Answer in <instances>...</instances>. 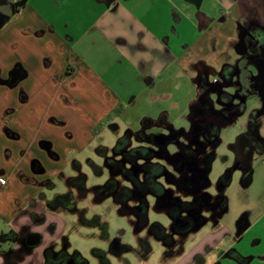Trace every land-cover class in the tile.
<instances>
[{
	"label": "crops",
	"instance_id": "obj_1",
	"mask_svg": "<svg viewBox=\"0 0 264 264\" xmlns=\"http://www.w3.org/2000/svg\"><path fill=\"white\" fill-rule=\"evenodd\" d=\"M258 2L0 0V264H44L43 250L55 241L40 230L51 207L38 199L49 184L39 181L61 171L59 161L79 152L102 122L138 98L171 99L173 88L185 81L198 100L200 77L217 83L238 59L242 23L256 16L264 21ZM17 68L21 79L9 82ZM161 108L132 133L175 128L172 111ZM43 142L51 144L55 158ZM37 160L47 169L40 176L33 166ZM254 226L249 222L233 244L234 229L217 225L190 249L172 254L170 263L199 264L204 258L202 264H235L221 255L234 248L249 258L247 264H264V215L258 239L243 243ZM29 234L39 236V244L24 250L20 240Z\"/></svg>",
	"mask_w": 264,
	"mask_h": 264
},
{
	"label": "rangeland",
	"instance_id": "obj_2",
	"mask_svg": "<svg viewBox=\"0 0 264 264\" xmlns=\"http://www.w3.org/2000/svg\"><path fill=\"white\" fill-rule=\"evenodd\" d=\"M215 86L218 87V85ZM190 89V85L184 81L181 83V89L173 88L174 97L171 99L152 101L148 96L143 99L138 98L133 106L111 114L105 122H102L101 130H97L95 137L86 142L79 152L72 150L66 159L59 161L62 170L49 176L51 183L44 189V196L40 195L41 199L39 197L38 199L51 202L56 195L71 193V202L76 210L65 208L52 210L46 207L49 220L39 224L40 230L43 228L42 233L55 241L54 245L47 247H51L56 252L65 250L70 256L79 255L86 264H103L104 262L107 264H171L172 254L176 255L183 247L185 250L190 249L198 237L206 231L213 230L217 225L234 229L243 215L247 216L248 222L255 225L254 230L248 234L249 241L245 239L243 243L251 244V237L258 239V231L256 232L258 219L264 215V152L253 154L248 160L247 164L251 168L250 181L244 182L245 171L238 165L234 144L247 128L248 118L245 115H234L230 117L231 120L233 119L231 122L230 119L222 121V115L217 114V124H220V120L224 123L219 128V135H216V139L213 138L216 142H207V150L200 159V166L208 169L210 180V185L204 189V192L211 195L212 203L219 194H223L226 197L227 209L218 206L215 208L201 206L200 210L193 214L195 218L206 220L199 229L184 234L175 232L174 219L169 214L170 197H164L161 201L155 194H146L148 225L143 228H139V219L134 213H122L123 204L117 202L113 194L104 195L101 200L97 199L94 188L105 186L111 178L119 182L120 190L123 187L133 189V185L124 175L121 172H114L107 161L109 159L123 160V153H116L114 148L118 140L127 133L131 137L128 149L144 145L143 140L137 136L139 132L132 133V130L139 128L143 117L157 118L163 110L159 107L165 106L167 110L172 111L169 119L176 130H181V127H186L188 130L191 128L194 123V120H191V114L197 110L196 101H198L197 106L200 102L194 100L197 99L196 94L193 88V90ZM231 89H234V86L228 87L227 91L233 93ZM208 97L214 103L211 106L210 102L208 111L212 112L214 108L219 109V96L215 89L209 91ZM256 99L255 95L248 98V105L255 103ZM190 100H194V105L188 108L187 103ZM173 101H176L180 107L172 108ZM157 131L170 133L167 129H156V126L148 133ZM259 134L264 139V114L260 118ZM180 138L182 143L187 142L184 136ZM168 149L174 152V144L169 143ZM152 161L158 160L154 158ZM75 162L79 164L78 168ZM131 166L124 161V167ZM167 170L173 174V177L176 176L170 168L167 167ZM186 171L187 174H191L190 170L186 169ZM81 173L85 174L84 184L87 189L84 197L79 194L76 185L68 183L69 178L77 177ZM157 179L174 198L182 202H192L197 197L189 190L182 178L180 182L172 181L164 174ZM137 204V199H130L128 202L130 207ZM187 215L188 213H184L183 217ZM154 224L161 225L165 233L173 238L172 246H167L156 232L151 230ZM116 238H120L121 243L129 247L119 255L111 250L112 242ZM95 250L102 254H97ZM166 260L169 261L164 262Z\"/></svg>",
	"mask_w": 264,
	"mask_h": 264
},
{
	"label": "flooded vegetation",
	"instance_id": "obj_3",
	"mask_svg": "<svg viewBox=\"0 0 264 264\" xmlns=\"http://www.w3.org/2000/svg\"><path fill=\"white\" fill-rule=\"evenodd\" d=\"M258 4H260V6H261V8L258 7V14H259L260 9L262 10L261 13L264 14L263 1L260 0V2H258ZM261 20H262L261 18L258 19V16H256L255 18L250 19L246 23H242L241 28H240L239 42L237 44V50H238L240 55H239L238 59L233 64L226 66L224 68V71L222 72L221 79H220V80H222V82H220V81L217 82V80H216L217 83L208 84L204 77H200L199 85L202 88V96L198 99L200 102V105L196 106L197 107L196 113L198 115L204 116L205 114H208L210 112V111H208L209 106H210V102L212 103V100L207 96L208 91L211 89H217L218 90V87L220 85H229L228 87L234 86V89H231L233 93H227L225 91H223V92L219 91V94H218V96H219L218 108L219 109H217V110H220V111L215 112L216 118L214 117L213 119H211L209 124L207 123L208 125L206 127H207V129L211 128L213 130L218 125L217 124V120H218L217 114L222 115L221 120L228 118V117L230 118L234 115H245L248 118L247 128L239 136L238 140L234 144V149H235V151L237 153V157H238V165L240 167H242V169L245 171L244 177H243L244 182H248L250 180L251 168L247 164L248 163V161H247L248 157L251 154L253 156V154H255V153L259 154V153L264 152V139L259 134L260 118L263 115V114H261V111L264 110V21L263 20L261 21ZM16 71H18V73H17L18 77H22L23 72H21V70H19L18 68L14 69L11 75L15 77L16 74H14V73H16ZM12 76H10L11 79H12ZM11 79H9L8 81L11 82ZM215 85H218V87ZM253 95L257 96V99H256L255 103H253L252 105L249 106L248 105V98H250ZM205 102H207V104ZM168 132H169V130H168ZM161 133H165V132L161 131ZM154 134L156 135L157 133H154ZM165 134H168V133H165ZM182 136H184V135L182 134L181 137ZM189 137L193 141L195 140L194 136L189 135ZM202 139L205 140V138H203V137H202ZM172 140L176 141L175 139H172ZM180 140H181V138L177 139V144L179 146L177 144H174V147H175L174 152H171L169 150L171 154H174L178 151H181V148H183L185 146L183 143H181ZM186 141H187V139H186ZM208 141L209 140H207V142ZM42 146L46 150V152L48 153L50 158L56 157V153L52 149V146L50 143L43 142ZM153 146L157 147L160 150H163L162 149L163 147L160 148V147L156 146L155 144ZM192 155H194V154H192ZM162 159H164V158H162ZM170 160L171 161L164 159V162L169 165L170 170L176 174V177L178 178V180H181V178L183 177V174L184 173L187 174L186 169L182 167V164L177 162L179 160L177 155L174 157H171ZM75 165L77 166V168L79 167V164L77 162H75ZM33 166H34V171L39 176L43 175L47 171L45 166L38 160L34 162ZM192 174L193 173H191L189 175H192ZM79 176L74 177V178H69L68 183L70 185H76L78 187L79 194L82 197H84L87 193V189L85 187L84 181H83V183H81V180L78 179ZM35 180L36 179H34V181ZM39 182H42V183L47 182L50 184L51 180H50V177H47L46 179L41 180ZM119 187H120V184L118 183L117 191H120ZM94 189L96 191V188H94ZM165 195L170 197L169 202H170L171 207L176 206L178 201H180L178 198H174L172 196V193L169 191H168V193H165ZM198 195H197L196 199H199ZM42 196H44V195H42ZM56 196H58V195H56ZM55 197L49 203L51 208L58 209L59 207H63L65 209L76 210V207L71 202V198H72L71 193L69 195L65 194V196L63 198H61L58 202H54ZM143 197H146V194L143 195ZM209 197H211V195ZM97 199H101V197L100 198L97 197ZM133 199H135V198L133 197ZM202 200H204V198ZM214 201L215 202L212 203L211 200L210 201L207 200L206 203L204 202L205 206L210 207V208H215L216 206L224 208V209L227 208L226 197L223 194H219ZM128 202H129V200L123 201L122 202L123 207L127 208L130 211L129 213L132 212L138 217L136 210L143 211L145 203L140 202L138 200V204L136 206L130 207L128 205ZM147 213H148V202L146 200V205H145L146 222L141 224V221L138 218L139 219L138 220L139 228H143L144 226L148 225V214ZM193 214L190 217L191 218L190 220H188L187 218L181 219V220L176 219V220H174V224L176 223L177 225H179V228L188 226L189 223L194 222V220L196 219ZM201 220H203V218H201ZM248 224H249V222H248L246 215H243L238 220V224H237L238 226L234 227L235 232H233V236L230 237V240H231V242H233V244H235L240 239V234L242 233V231L244 230L245 227H248ZM188 231H189V229L187 231H185L184 233H186ZM180 234H182V233H180ZM33 235H35V234H29V235L23 236L21 238L20 241L22 242V248L24 250L29 248L28 247L29 246L28 240H29L30 236H33ZM37 237L39 238V236H37ZM116 239H119L118 248L116 249L114 247L113 243L111 245V250L114 254L119 255V254H121L124 251L129 249V247H126V245H123L121 243L120 238H116ZM173 243H174V241L172 238V242L167 246H172ZM255 244H256V247H258V240L256 241ZM221 255L229 256L237 264H247L249 261L248 257L243 256L242 254H240V252L236 251L234 248H229L226 251L223 250L221 252ZM204 260H205L204 258H198L199 264L205 263ZM75 262H76L75 260L71 259V260H69L68 264H78L77 262L76 263ZM216 263L218 264V262H216Z\"/></svg>",
	"mask_w": 264,
	"mask_h": 264
},
{
	"label": "trees",
	"instance_id": "obj_4",
	"mask_svg": "<svg viewBox=\"0 0 264 264\" xmlns=\"http://www.w3.org/2000/svg\"><path fill=\"white\" fill-rule=\"evenodd\" d=\"M148 123L145 121V125ZM179 134L181 132L179 130L172 131V139H179ZM141 140H143L144 145L137 146L135 148L128 149L131 143L130 134H126L121 137L114 150L116 153H123V160H112L109 159L107 163L112 167L114 172H121L122 175L133 185V189L128 187H124L122 190L117 191L118 181L114 178H111L105 186L103 187H96L97 197L100 198L104 195H111L113 194L115 200L117 202H123L126 200L138 199L140 202L145 203L146 205V197L143 195L147 193L155 194L158 198L166 197L165 193L168 191L165 189L163 184L158 181V177L166 174L168 178L172 181H179L178 178L173 174H171L167 167L169 165L164 162L166 157L170 156V151L164 152V150H160L157 147H154V133H147L145 130L139 131L138 135ZM206 140V139H205ZM204 142L207 144V140ZM204 145L196 146V145H187L184 146L182 155L184 156H191L194 155H204L203 153ZM180 153V152H179ZM177 154L178 158H180L177 162L182 164V167L188 169L187 167V160L186 158L180 157L181 155ZM191 153V154H190ZM157 159L158 161L153 162V159ZM164 158V159H162ZM160 160V161H159ZM124 161L128 162L132 165L131 167H124ZM143 176V177H142ZM78 179L81 180V183L85 180V174H80ZM180 182V181H179ZM65 195H58L55 197L54 202H58L61 198ZM141 196V197H140ZM199 199H196L192 202H182L178 201L176 206L171 207L169 209L170 216L176 219H185L187 218L190 220L193 213L200 210L202 205H205L206 201L209 200V194L205 192L204 194H199ZM145 198V199H144ZM204 198V200H202ZM205 202V203H204ZM145 205L143 211H137L138 218L141 221V224L146 222V215H145ZM184 213H188L186 217H183ZM200 218H196L194 222L189 223L186 227L179 228V225L176 223L174 224V229L177 233H184L188 229H192L193 226L200 222ZM151 230H154L159 238L163 240L166 245H169L172 242V237L165 233L164 228L159 224H154ZM97 254H102L95 250ZM77 256V255H76ZM70 256L65 252V250H61L59 252L54 251L52 248H47L44 252V264H68L69 260H77L78 264H86L84 260L78 255ZM101 256V255H100ZM77 258V259H76ZM104 259V258H103ZM103 264H107L104 262Z\"/></svg>",
	"mask_w": 264,
	"mask_h": 264
},
{
	"label": "water",
	"instance_id": "obj_5",
	"mask_svg": "<svg viewBox=\"0 0 264 264\" xmlns=\"http://www.w3.org/2000/svg\"><path fill=\"white\" fill-rule=\"evenodd\" d=\"M18 71H16V76H12V79H11V82L13 81H18L21 79V77H18L17 75ZM212 84H215V82H212ZM14 85V84H13ZM229 85H220L218 87V91L217 89H215V91L219 94V91H225L227 93H230L228 92L227 90H223L224 88L227 89ZM213 90V89H211ZM210 91V90H209ZM208 91V93H209ZM214 105V103L212 102L211 103V106ZM213 109V107H211ZM217 109H213V111L209 112L208 114H205L204 116L203 115H198L196 112L191 114V120H194L193 122V125L191 126V128L189 130H185V129H181L179 130L181 132V134L184 135V137L187 139V142L186 143H183L185 146L187 145H196V146H202L204 145V152L203 153H206V150H207V144L204 142V140H202V137L205 138L206 140H209L210 143H215L216 142V135H219V128L221 126H223V123L222 121H220V124H218L213 130L211 128L207 129V125L209 124V122L211 121V119H213L215 117V112ZM261 114H264V110L261 111ZM216 118V117H215ZM202 119V120H201ZM225 119H230V121L232 122L233 119L231 120V118H225ZM199 123V124H198ZM208 123V124H207ZM168 130L170 131V133L168 134H165V133H157L155 136H154V144L160 148H162L164 150V152H169V149H168V144L169 143H172V144H177V140L174 141L172 140V131L173 130H176L172 125L171 126H168L167 127ZM189 135L191 136H194L195 137V140L193 141ZM212 136V137H210ZM179 137H181V135L179 134ZM218 137V136H217ZM215 138V139H213ZM180 139V138H179ZM215 140V141H214ZM182 143V142H181ZM178 145V144H177ZM212 145V144H211ZM179 146V145H178ZM184 148V147H183ZM183 148H181V151H178L174 154H171L170 156L166 157V159L168 161H171L170 158L171 157H174L176 156L179 152V155H181L180 157L183 156V158H186L187 160V167H188V170L191 171V173H193L192 175H189V174H183V182L186 184V186L189 188V190L194 193L196 196L198 194H204V189L206 187H208L210 185V180L208 178V169L207 168H202L200 166V159L201 155H191V156H184L182 155V151H183ZM252 157V154L248 157L247 160H249L250 158ZM180 159V158H178ZM195 175V176H194ZM209 194V193H208ZM210 195V194H209ZM168 197V196H166ZM102 199V198H101ZM99 199V200H101ZM161 199L162 201V198H159ZM211 200V197H209V201ZM227 209V208H225ZM130 211L123 207L122 208V213H129ZM205 219L204 220H201L200 222L196 223L192 229H190L188 232L190 231H195L197 229H199L200 226H202L204 223H205ZM113 245L114 247L117 249L118 248V244H119V239H114L113 240ZM39 244V238L35 235L33 236H30L29 240H28V250L32 249L34 246L38 245Z\"/></svg>",
	"mask_w": 264,
	"mask_h": 264
}]
</instances>
